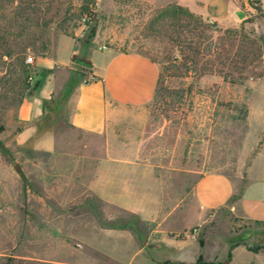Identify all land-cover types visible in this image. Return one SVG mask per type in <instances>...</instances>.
<instances>
[{"label":"rangeland","instance_id":"1","mask_svg":"<svg viewBox=\"0 0 264 264\" xmlns=\"http://www.w3.org/2000/svg\"><path fill=\"white\" fill-rule=\"evenodd\" d=\"M44 1L54 5L47 19L56 7L73 18L43 31L26 57L37 56L43 43L48 54L67 35L76 38L80 58L90 59L95 48L97 59L101 50L138 51L159 65L154 98L121 112L123 129L155 166L153 185L145 189L158 201L155 207L179 190L186 196L182 207L193 212V188L205 172L226 174L236 194L241 192L247 168L264 146V0H231V11L219 22L202 15L212 28L200 31L195 50L171 41L152 24L161 8L179 0H91L98 21L90 45L85 44L90 27L80 10L88 0ZM57 48L65 56L68 43L62 40ZM20 67L18 58L0 60V251L6 254L0 264H127L134 256L133 242L99 236L93 230L99 225L130 226L154 260L173 259L176 249L165 244L161 233L151 235L156 222L130 217L99 200L83 178L82 165L95 164L101 141L67 125L68 89L93 81L92 66L75 63L67 86L49 100L52 111L38 101L29 122L18 117ZM88 149L95 161L85 157ZM106 212L121 218L104 219ZM195 228V240L203 241L201 259L208 264L223 263L237 246L264 252V223L248 220L238 206L203 210ZM183 237L186 233L177 236ZM139 260L147 262L143 255Z\"/></svg>","mask_w":264,"mask_h":264},{"label":"crops","instance_id":"2","mask_svg":"<svg viewBox=\"0 0 264 264\" xmlns=\"http://www.w3.org/2000/svg\"><path fill=\"white\" fill-rule=\"evenodd\" d=\"M179 3L192 12L217 22L227 16L232 6L231 0H179ZM62 40L68 43L65 56L57 48ZM97 50L93 49L90 56L94 80L79 83L67 103V125L101 141L95 164L82 165L83 178L99 200L125 210L130 217L137 216L142 221L156 222L151 235L161 233L165 244L175 248L177 255L167 263L154 260L148 255L146 246L139 244L138 236L130 226L99 225L93 230L107 239L112 236L117 239L128 238L133 242L134 256L127 264H199L202 248L195 240L192 230L201 223L203 210H220L226 207L235 209L238 206L248 220L264 223V146L247 168V181L236 200L237 205L233 201L236 194L233 180L222 172L211 171L202 173L194 185L196 207L193 212H186L182 207L186 196L179 190L155 207L158 201L154 200L152 193L145 190L153 185L155 166L147 163L144 152L134 142L133 134L123 129L121 112L123 109L142 107L154 98L159 84L160 67L151 57L138 51L106 50L104 53L105 50H101L97 59L94 56ZM79 52L76 38L64 35L58 39L51 52L45 56L33 57L32 65L39 72L34 75V79L44 80L39 90L20 104L18 117L21 121L29 122L38 101L51 100L67 86L75 68L74 57ZM44 70L49 72L44 73ZM51 103L52 101L48 103L50 108ZM48 109H45L46 112L50 111ZM263 129L264 121L260 132ZM21 135L25 136L24 132ZM85 155L91 158L89 160L95 161L92 159L94 154L89 149ZM119 216L110 212L103 214V218L109 220L121 218ZM182 233H186V237L177 238ZM238 248H242L245 253L238 255ZM4 255L6 254L0 251V256ZM104 255L112 260L106 253ZM140 255L147 262H141ZM205 261L209 262L210 259L205 258ZM112 264L124 262L115 260ZM215 264H264V252L237 246L223 263Z\"/></svg>","mask_w":264,"mask_h":264},{"label":"trees","instance_id":"3","mask_svg":"<svg viewBox=\"0 0 264 264\" xmlns=\"http://www.w3.org/2000/svg\"><path fill=\"white\" fill-rule=\"evenodd\" d=\"M44 4V0H0V60L4 56L8 59L15 57L21 64L19 73L22 80V97L20 104L26 97L32 96L39 90L44 80L38 78L33 84L30 81L34 75L38 74V71L32 64L26 62L25 53L28 48L35 47L36 42L42 38L40 36L43 31L56 28V26L62 27L67 20L73 18L67 17L68 11L63 14L61 9L56 7L52 16L47 19L46 15L54 9V5L46 3L45 6ZM90 4H92L91 0L84 1L80 9L82 14H86L85 23L90 27V39L85 41L86 45L91 44V39L96 34V22L98 21V15L90 7ZM152 24L156 30H164L171 41L194 50L201 45L199 40L202 38V34L200 31L212 28V25L202 15L192 12L188 7L178 3H169L161 8L152 20ZM46 49L47 46L43 43L42 50L37 56H45ZM74 62L92 66V61L86 58L75 56ZM43 72L49 71L44 70ZM74 87L68 89V95L73 92ZM49 102L48 99L43 100V103H46L45 109L49 108L48 110L52 111V108L48 107ZM241 192L233 196V201L239 198ZM200 242L203 245V241ZM199 264L208 263L203 262L200 257Z\"/></svg>","mask_w":264,"mask_h":264},{"label":"water","instance_id":"4","mask_svg":"<svg viewBox=\"0 0 264 264\" xmlns=\"http://www.w3.org/2000/svg\"><path fill=\"white\" fill-rule=\"evenodd\" d=\"M239 15L240 18H243V13L241 11H238L237 13ZM15 169L18 173H20V175L25 178V173H24V170L22 168V166L19 164V163H15Z\"/></svg>","mask_w":264,"mask_h":264},{"label":"built area","instance_id":"5","mask_svg":"<svg viewBox=\"0 0 264 264\" xmlns=\"http://www.w3.org/2000/svg\"><path fill=\"white\" fill-rule=\"evenodd\" d=\"M26 62L32 64L33 63V57L32 56H28L26 58ZM196 232H197V229L195 228L194 232H193V236L196 234Z\"/></svg>","mask_w":264,"mask_h":264}]
</instances>
